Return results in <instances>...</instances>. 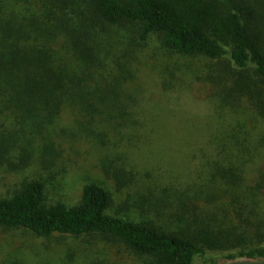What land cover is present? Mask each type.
I'll return each instance as SVG.
<instances>
[{
	"label": "trees",
	"instance_id": "obj_1",
	"mask_svg": "<svg viewBox=\"0 0 264 264\" xmlns=\"http://www.w3.org/2000/svg\"><path fill=\"white\" fill-rule=\"evenodd\" d=\"M41 1L43 12L27 15L13 0H0V170L16 159L14 135L139 134L144 124L130 112L134 100L127 94L135 72L125 55L112 52L124 28L140 44L155 36L165 51L214 68L195 78L210 88L217 110L231 113L218 127L229 131L214 138L224 156L207 160L187 187L216 202L224 188L218 200L231 199V207L223 212L229 207L244 226L231 225L233 217L221 221L191 199L178 198L173 208L154 195L153 210L144 199H129L125 208L142 204L157 221L113 215V195L96 183L84 185L73 205L49 202L45 182L30 178L0 196V229L111 238L142 264H216L209 254H226L223 264L264 262V154L257 149L264 135L258 142L246 128V120L264 122V0ZM250 163L256 165L251 180ZM126 178L131 183L126 173L115 179L126 188ZM212 185L214 193H207ZM185 210L191 217L179 213Z\"/></svg>",
	"mask_w": 264,
	"mask_h": 264
},
{
	"label": "rangeland",
	"instance_id": "obj_2",
	"mask_svg": "<svg viewBox=\"0 0 264 264\" xmlns=\"http://www.w3.org/2000/svg\"><path fill=\"white\" fill-rule=\"evenodd\" d=\"M13 1L22 10H28L27 15L43 12L41 0ZM116 33L120 44L112 52L125 55L135 72L127 94L134 100L130 112L134 111L135 119L144 124L138 127L140 135H14L17 156L13 164L0 170V196L10 195L25 179L41 178L49 202L70 206L79 200L84 185L96 183L114 197L110 214L135 221L159 220L146 206L141 204L139 209H133L129 201L144 199L153 210V195L163 197L173 208L178 207V198L191 199L198 209L213 210L221 221L223 216L235 218L229 207L225 212L222 210V206H230L231 199L218 200L225 197L224 188L221 194L217 193L220 197L214 196L216 202L199 195L198 188L187 187L198 181L196 172L207 160L224 156L215 148L218 139L214 138L229 131L218 127L223 119L231 121V113L226 108L224 112L217 110L210 88L195 78L214 68L210 69V63L203 58H186L165 51L155 36L151 42L140 44L128 29L121 28ZM246 121V128L251 135H257L259 142L264 135V122ZM154 122H158L155 130ZM257 149L264 154V143ZM23 152L30 158L25 165L20 162L28 158L21 156ZM250 164L246 169L251 180L256 165ZM123 171L131 182L126 178V188L125 180L115 179H125ZM214 189L212 185L206 192L213 194ZM179 213L191 217L192 212ZM242 219L235 218L231 225L243 227ZM164 220L167 221V215ZM225 255L208 256L216 264H223ZM227 262L264 264L259 260ZM0 264H142V260L111 238L64 235L39 238L24 230L0 229ZM195 264L202 263L198 259Z\"/></svg>",
	"mask_w": 264,
	"mask_h": 264
}]
</instances>
